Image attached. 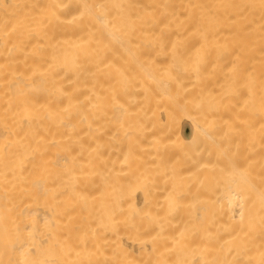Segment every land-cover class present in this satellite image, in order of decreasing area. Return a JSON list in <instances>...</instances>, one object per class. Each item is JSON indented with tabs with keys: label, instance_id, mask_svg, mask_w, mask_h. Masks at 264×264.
Here are the masks:
<instances>
[{
	"label": "bare ground",
	"instance_id": "6f19581e",
	"mask_svg": "<svg viewBox=\"0 0 264 264\" xmlns=\"http://www.w3.org/2000/svg\"><path fill=\"white\" fill-rule=\"evenodd\" d=\"M0 264H264V0H0Z\"/></svg>",
	"mask_w": 264,
	"mask_h": 264
}]
</instances>
